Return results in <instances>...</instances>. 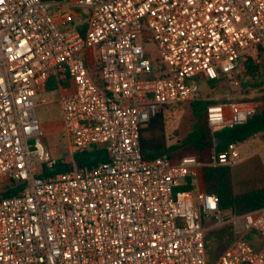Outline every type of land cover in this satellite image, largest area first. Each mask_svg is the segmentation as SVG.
Returning a JSON list of instances; mask_svg holds the SVG:
<instances>
[{"label":"built area","instance_id":"built-area-1","mask_svg":"<svg viewBox=\"0 0 264 264\" xmlns=\"http://www.w3.org/2000/svg\"><path fill=\"white\" fill-rule=\"evenodd\" d=\"M245 56L264 72V0H0V264H209L206 233L226 225L234 238L212 264H264V206L224 215L214 194L175 191L232 166L236 144L207 163L140 148L165 106L201 99ZM52 73L67 80L56 100L71 156L94 147L106 162L43 176L63 163L35 114ZM263 104H213L206 121L232 128Z\"/></svg>","mask_w":264,"mask_h":264},{"label":"trees","instance_id":"trees-1","mask_svg":"<svg viewBox=\"0 0 264 264\" xmlns=\"http://www.w3.org/2000/svg\"><path fill=\"white\" fill-rule=\"evenodd\" d=\"M70 1V0H66ZM244 61L238 73V79L244 89H258L264 83V72L262 68L253 64L249 56L244 57ZM95 68H90L93 79ZM98 82V81H97ZM99 83V82H98ZM219 83L217 81L209 82L213 87ZM66 87L67 80L60 79L57 74H50L45 87V92H55L58 87ZM264 99V97H254L253 99H244L246 101ZM222 103H235L232 101H222ZM217 104L210 99L194 98L190 101L191 123L189 131L178 142L168 145L163 138L162 131L164 127L162 112L165 109L173 107L168 105L164 110L152 118L146 126L140 131V148L142 157L151 160L160 156L173 158L178 155L195 154L200 162L207 163L213 151L221 152L230 143L236 145L244 142L257 134H262L264 129V104L260 106L255 113L247 117L242 124L232 128L220 127L211 131L206 121V108ZM179 105V104H177ZM221 142L214 146L215 139ZM73 161L78 167H91L108 160L104 151L90 149L83 153L73 154ZM71 168L70 162L64 161L56 165V170L45 169L43 176L55 175L67 171ZM231 168L222 167H201L194 178H187L184 182L175 188V191H192L194 181L199 180L205 193L214 194L218 197V207L220 211H231L238 215H243L259 209L264 206V188L244 192L235 195L232 190ZM13 191L6 190L2 196H11ZM234 238V231L230 225L207 231L205 236V248L208 255V263L212 264L218 256L230 245ZM244 239L251 244L254 249L261 246V241L257 234L249 232Z\"/></svg>","mask_w":264,"mask_h":264},{"label":"rangeland","instance_id":"rangeland-1","mask_svg":"<svg viewBox=\"0 0 264 264\" xmlns=\"http://www.w3.org/2000/svg\"><path fill=\"white\" fill-rule=\"evenodd\" d=\"M153 48L154 46L150 45L149 49ZM243 61L244 59L241 64ZM240 68L241 65L238 72L229 81L224 80L213 87H210L207 83H202L199 87L197 97L210 99L217 103L232 101L236 104L244 102V99L259 97V89H244L241 86L237 76L238 73L240 74ZM40 97L45 102H39L35 107V114L40 124L42 142L53 157L62 162L69 161L71 156L68 150L67 137L62 131V123L59 119L58 109L47 101L46 92L42 93ZM189 103L174 104L173 107L165 109L162 112L164 121L162 135L168 145L178 142L189 131L191 123ZM258 143L264 149L263 137L258 138ZM237 149L240 154V159L231 167L230 171L233 191L239 194L264 188V151H258L256 147H248L245 144H239ZM195 186H199L198 182L195 183ZM228 214L229 211H224V215ZM217 228L220 227L213 229Z\"/></svg>","mask_w":264,"mask_h":264},{"label":"crops","instance_id":"crops-1","mask_svg":"<svg viewBox=\"0 0 264 264\" xmlns=\"http://www.w3.org/2000/svg\"><path fill=\"white\" fill-rule=\"evenodd\" d=\"M61 92V89L58 87V89L55 91V92H52V93H47L46 92V95H47V101L51 104V105H53V106H56L57 107V109H58V115H59V119H60V121H61V123H62V120H61V113H60V109H59V105H58V103H57V95L59 94ZM259 137H263V135L262 134H257V135H255V136H253V137H251V138H248L247 140H245L244 142H242V143H240V144H245V145H247L248 147H251V146H253V147H256V150H258V151H264V149H263V147L262 146H260V144L258 143V138ZM264 138V137H263ZM67 145H68V150H69V154H70V156H71V150H70V144H69V140L67 139ZM239 145V144H238ZM238 145H237V148H238ZM255 150V151H256ZM73 156H71V159L69 160V162H70V164H71V161L73 160V158H72ZM239 159H240V154H239ZM238 159V160H239ZM237 160V161H238ZM237 161L235 162V163H237ZM234 163V164H235ZM233 164V165H234ZM232 165V166H233ZM232 166H230V168L232 167ZM196 182H198V184H199V186L198 187H196L195 186V183ZM194 186H195V188L192 190V191H194V192H201V191H203V189H202V185H201V183H200V181L199 180H195L194 181ZM232 190H233V184H232ZM233 193L235 194V195H237L234 191H233ZM240 194V193H239Z\"/></svg>","mask_w":264,"mask_h":264},{"label":"water","instance_id":"water-1","mask_svg":"<svg viewBox=\"0 0 264 264\" xmlns=\"http://www.w3.org/2000/svg\"><path fill=\"white\" fill-rule=\"evenodd\" d=\"M221 141L219 139H215L214 146H217ZM56 170V168H52V171Z\"/></svg>","mask_w":264,"mask_h":264}]
</instances>
